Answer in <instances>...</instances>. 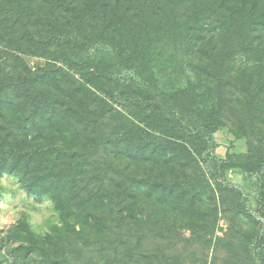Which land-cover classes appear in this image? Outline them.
<instances>
[{"label":"trees","instance_id":"16d2710c","mask_svg":"<svg viewBox=\"0 0 264 264\" xmlns=\"http://www.w3.org/2000/svg\"><path fill=\"white\" fill-rule=\"evenodd\" d=\"M44 14L54 25L38 45L52 46L53 60L75 68L83 79L67 75L63 87V79L46 70L41 80L0 81V128L8 127L0 135V163L9 166L13 154V172L47 170L50 174L39 176L36 186L55 196L57 189L45 176L65 174L74 184L86 179L96 152L87 156L81 147L88 143L74 150L69 143L90 127L99 144L112 143L115 156L135 169L123 172L110 200L103 186L80 188L86 192L84 201L94 208L78 213L80 223L95 222L101 229L107 214L121 221L127 206L134 210L137 203L151 204L165 214L182 216L200 241L206 233L214 234L219 212H232L252 229L218 241L241 258L237 264H264V147L258 144L254 152L220 157L215 138L230 87L246 96L248 120L239 131L247 135L263 117L264 65H242L233 76L229 62L236 51L262 53L261 43L254 41L264 33V0H0V21L9 20L18 28L25 19ZM93 61L98 67L91 71L88 64ZM45 73H53V92L40 89L47 84ZM84 78L100 91L97 96L83 84ZM102 92L109 96L102 98ZM112 102L134 108L131 120L115 126V139L100 135L101 117L118 114ZM99 104L109 106L94 119ZM52 129L62 133L60 144L53 139L46 144L45 133ZM124 142H129L128 150L116 146ZM8 146L9 152L3 151ZM237 160L242 165L235 164ZM44 162L50 167H43ZM61 163L68 164L65 172L59 171ZM239 167L245 180H254L255 207L244 181L229 179L228 172Z\"/></svg>","mask_w":264,"mask_h":264},{"label":"rangeland","instance_id":"374dc122","mask_svg":"<svg viewBox=\"0 0 264 264\" xmlns=\"http://www.w3.org/2000/svg\"><path fill=\"white\" fill-rule=\"evenodd\" d=\"M47 17V14H44L27 18L22 28H18L17 24L14 25L9 20L0 21L1 82H6L10 78L19 81L22 77L41 80L42 73L46 70L56 72L55 76L59 75L63 79L61 84L63 87L67 85L65 82L67 75L83 79L75 68L53 60L52 46L38 45L42 42L39 39L48 30H52L54 25ZM41 29L44 31L41 32ZM255 35L253 33L249 38ZM258 44L262 53H250L246 49L236 51L237 54L229 62L231 75H237L242 65L247 64L251 67L255 64L264 65V33L254 41V45ZM169 51L171 49L163 53L167 54ZM108 62L110 64V61ZM88 65L91 71L98 67L95 61ZM112 74L116 77L117 72L113 70ZM52 76L53 73L49 75L45 73L44 82L47 84L44 88H40L42 92H53L56 88ZM89 83L84 78L83 84L97 96L100 91ZM106 95L109 96L106 92L100 94L102 98ZM5 97L7 98V94L3 92L2 99ZM227 97L229 104L224 114L223 125L215 132L218 155L225 157L230 152L247 153L258 144L264 147V114L256 121V127L245 135L244 132L239 131V128L248 120L246 96L236 87H230ZM260 102L258 101L257 104L259 105ZM262 104L264 106V102ZM110 105L119 110L118 114L101 117V113L108 109L109 105L99 104L93 118L96 119L98 116L102 118L100 135L104 138L114 136L115 139L118 138V135L114 134L115 126L126 121L127 118L131 120L134 108L130 104H128L130 107L117 106L113 102ZM66 106L67 104H60V107ZM109 112L111 113L112 110ZM121 114L127 117L122 118ZM3 124L4 118L0 117V126ZM92 126L96 124L93 123ZM7 128H0L2 129L0 135L4 134ZM91 130L88 127L79 139H70L69 143L72 150L80 148L83 143H88L87 146L81 147V150L87 152V156L91 151L96 152L87 165L86 179L74 184L68 181L65 174L60 177L54 175L53 179L45 176L52 180V184L57 189L55 196L43 192L36 186L39 176L50 174L47 170H45L46 174L41 170L38 171L37 168L26 174L23 170L13 172L10 170L13 154L8 158L9 166L0 163V168L3 167L7 171H0V264H237L239 262L241 258L234 252H228L218 241L219 238L232 239L240 230L252 229L243 216L232 212H219L214 234L206 233L205 239L200 241L196 240L193 229L185 224L181 219L182 216H178L173 211L165 214L163 210L151 204L141 207L137 203L134 210L127 206L120 216L124 215L126 218L121 221L117 220L116 216L107 214L105 226L101 229H98L95 222L87 225L80 223L78 213H87L90 209H94L84 201L86 192L80 191V188L86 186L85 184L92 187L103 186L110 200L111 195L117 191L116 184L123 179V172L128 173L135 169L132 163L126 162L127 159H118L115 156L112 143H108L107 147L105 144H99L100 141L90 135ZM59 132L56 129L46 132V144L53 143V140L60 144L62 133ZM31 138L32 136L26 142L29 146L33 143ZM128 143L124 142L116 146L128 150ZM8 148L9 146L4 147L3 151L9 152ZM64 162L66 163V160ZM234 163L242 165L243 161L237 160ZM47 164L44 162L43 167L45 165L50 167ZM108 164L112 167H107ZM67 165L61 163L59 171L65 172ZM240 167L235 168L234 172H228L229 179L235 183L244 181L242 186L251 195L250 202L255 207L254 180L253 178L245 180L246 174ZM76 190L79 191L77 195L74 193ZM128 208L132 209L131 214ZM28 249H31L30 252Z\"/></svg>","mask_w":264,"mask_h":264}]
</instances>
